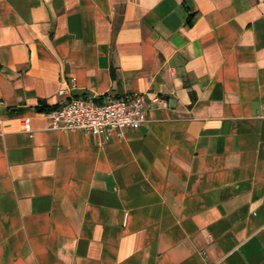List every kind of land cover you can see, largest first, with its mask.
Instances as JSON below:
<instances>
[{"label":"crops","instance_id":"1","mask_svg":"<svg viewBox=\"0 0 264 264\" xmlns=\"http://www.w3.org/2000/svg\"><path fill=\"white\" fill-rule=\"evenodd\" d=\"M0 264H264V0H0Z\"/></svg>","mask_w":264,"mask_h":264},{"label":"built area","instance_id":"2","mask_svg":"<svg viewBox=\"0 0 264 264\" xmlns=\"http://www.w3.org/2000/svg\"><path fill=\"white\" fill-rule=\"evenodd\" d=\"M65 84V83H64ZM67 88L60 90L61 97ZM158 104L167 106L159 96L147 100L143 96L132 99H116L102 104L94 99H73L68 104L48 113L50 128L64 131H85L103 142L110 141L113 134L124 138L128 131L139 130L149 122V109ZM23 129L31 133L30 119L23 120Z\"/></svg>","mask_w":264,"mask_h":264}]
</instances>
